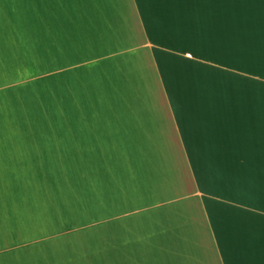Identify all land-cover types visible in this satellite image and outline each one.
I'll use <instances>...</instances> for the list:
<instances>
[{
    "label": "crops",
    "instance_id": "0c3cea01",
    "mask_svg": "<svg viewBox=\"0 0 264 264\" xmlns=\"http://www.w3.org/2000/svg\"><path fill=\"white\" fill-rule=\"evenodd\" d=\"M0 264H264V0H0Z\"/></svg>",
    "mask_w": 264,
    "mask_h": 264
}]
</instances>
